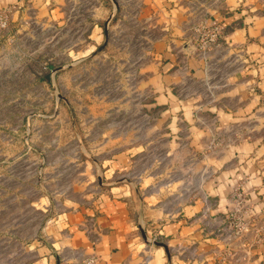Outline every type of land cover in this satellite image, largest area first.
I'll return each mask as SVG.
<instances>
[{"label":"rangeland","instance_id":"374dc122","mask_svg":"<svg viewBox=\"0 0 264 264\" xmlns=\"http://www.w3.org/2000/svg\"><path fill=\"white\" fill-rule=\"evenodd\" d=\"M141 1L53 0V13L0 27V264H29L27 249L85 167L127 150L116 185L163 220L191 205L183 213L206 246L196 262L264 264V98L240 122L236 112L189 115L188 85L158 107L145 64L161 33L140 19ZM238 167L259 179L242 174L226 195L222 175ZM147 245L167 248L157 233Z\"/></svg>","mask_w":264,"mask_h":264},{"label":"crops","instance_id":"0c3cea01","mask_svg":"<svg viewBox=\"0 0 264 264\" xmlns=\"http://www.w3.org/2000/svg\"><path fill=\"white\" fill-rule=\"evenodd\" d=\"M51 1L0 0V12L9 8L10 19L21 22L28 14L39 18L48 9L53 13ZM60 1L62 4L64 0ZM252 1H141L140 19L153 22L161 33L157 41L160 53L145 64L146 79L153 86L158 107L176 100L175 91L188 85L189 115L200 110L216 113L227 121L236 112V121L240 122L251 112L248 108L253 109L264 98V15L252 11ZM199 22H216L223 29L207 67L197 57L192 41V27ZM226 85L230 86L225 88ZM243 98L246 103L241 102ZM257 113L264 115L261 108ZM131 152L95 156L99 170L84 166L81 183L72 185L56 215L27 249L31 255L29 264H70L76 253L94 254L96 264H210L194 258L199 252L204 256L206 246L195 241L197 227L190 222L191 216L183 213L191 205L182 214L163 220L161 209L149 206L147 198L142 197L137 205L130 187L116 185L117 177L130 171ZM242 174L259 179L256 171L239 172L238 167L222 175L225 186L220 188L224 194L228 195L231 187L239 183ZM151 233L160 234L167 248L149 247L147 238Z\"/></svg>","mask_w":264,"mask_h":264},{"label":"built area","instance_id":"2783aa9c","mask_svg":"<svg viewBox=\"0 0 264 264\" xmlns=\"http://www.w3.org/2000/svg\"><path fill=\"white\" fill-rule=\"evenodd\" d=\"M9 21V14L7 11L0 12V27L5 28ZM193 37L192 41L195 44L196 55L200 61L206 63L210 58V52L218 46L219 41L223 37L222 27L216 23L199 22L192 27ZM70 264H96V257L94 254L83 256L80 253L74 255V259Z\"/></svg>","mask_w":264,"mask_h":264}]
</instances>
